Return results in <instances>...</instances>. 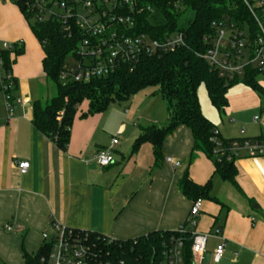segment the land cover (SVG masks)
Here are the masks:
<instances>
[{
    "label": "crops",
    "instance_id": "obj_1",
    "mask_svg": "<svg viewBox=\"0 0 264 264\" xmlns=\"http://www.w3.org/2000/svg\"><path fill=\"white\" fill-rule=\"evenodd\" d=\"M4 43H20L22 53L12 58L13 96L29 103L16 108L10 119L5 109L0 116V264H24L22 252L36 254L42 235L53 234L52 224L118 241L174 231L186 222L192 204L176 186L186 171L197 185L211 180L212 200L201 202L195 228L187 229L208 235L201 264L206 256L213 264H264V156L242 154L235 161L240 194L213 175V163L203 154L195 152L189 161L192 136L179 127L165 139L160 165L153 168L149 144L130 153L140 129L166 122V103L155 94L145 97L143 109L112 104L105 112L80 118L87 105L80 107L61 151L33 127L31 97L37 94L35 101L45 103L53 92L42 72L41 46L9 0H0ZM113 139V164L100 168L94 156ZM166 158L179 167L172 169ZM20 162L29 165L24 175L17 169ZM220 244L224 253L214 263L213 251Z\"/></svg>",
    "mask_w": 264,
    "mask_h": 264
},
{
    "label": "trees",
    "instance_id": "obj_2",
    "mask_svg": "<svg viewBox=\"0 0 264 264\" xmlns=\"http://www.w3.org/2000/svg\"><path fill=\"white\" fill-rule=\"evenodd\" d=\"M12 2L41 46L42 72L55 89V94L44 104L38 100L33 102L32 124L57 149L65 151L72 122L82 103H87V111L81 113L80 118L105 112L112 104L128 102L139 92L152 88L155 89L152 94L158 95L166 103L167 119L161 127L140 129L130 154L134 155L141 145L149 144L153 153V168H156L162 159L161 149L165 139L177 128L185 127L193 140L189 161L193 153L203 154L213 163V175L241 194L236 184V160L232 158L227 161L226 158L232 156L229 151L231 142L246 139L221 138L217 127L203 116L197 99V90L203 86L210 106L220 115L228 107L227 91L238 84L240 78L243 85L256 95L264 94L255 82L259 74L257 71L248 69L242 76L227 81L220 78L202 58L215 35L213 23H231L239 30L249 26L253 31V24L241 0H134V11L130 13L134 27L125 31L127 35L146 34L152 39H163L180 34L184 45L171 53L140 57L134 65L120 66L106 77L92 78L85 83L62 81L59 77L68 52L75 53L73 56L80 63L75 51L82 37L73 23H68L71 29L68 37L62 32V23L57 18L50 17L43 22L36 19L31 9L33 0ZM123 14H128L127 9ZM21 53L19 47L12 55H3L6 73L11 75L12 58ZM11 84L9 94L13 98L16 91L13 78ZM253 141L264 146V135ZM176 186L178 192L190 202L212 200L209 195L210 179L204 185H197L186 171ZM74 231L87 235V245L92 254L90 264H150L159 259L162 241L170 237L184 239L183 264H192L189 231L182 236L174 231L153 232L127 241L112 240L88 231ZM46 246L42 244L34 255L23 251L24 264H41L40 259L47 253Z\"/></svg>",
    "mask_w": 264,
    "mask_h": 264
},
{
    "label": "built area",
    "instance_id": "obj_3",
    "mask_svg": "<svg viewBox=\"0 0 264 264\" xmlns=\"http://www.w3.org/2000/svg\"><path fill=\"white\" fill-rule=\"evenodd\" d=\"M133 1L33 0L31 9L39 22L55 17L62 23V32L69 37L71 29L68 23L71 21L81 34L82 40L75 51L80 63L69 69L64 67L59 76L60 80L85 83L92 78L106 77L120 66L134 65L140 57L171 53L184 45L180 34L163 39H152L146 34L127 35L125 31L134 27L130 16L134 11ZM241 1L253 24V31L249 26L239 30L231 23H213L215 35L210 48L202 57L220 78L227 81L242 76L248 69L264 74V0ZM53 8L60 10V14L53 12ZM126 9L128 14H123ZM19 47L20 43L0 44V94L7 119L12 118L16 108L25 104L23 100L12 98L9 94L12 89V76L3 68V55H12ZM257 121L255 118L254 122ZM242 133L243 131L240 132ZM116 145L117 141L113 139L109 147L95 154L94 162L98 167L106 168L113 164V148ZM263 150L264 146L254 141H233L229 148L232 156L229 155L226 160H237L242 154L249 157L262 156ZM165 163L172 169L180 165L171 158H166ZM28 168L27 162L17 164L20 175H24ZM201 202H192L188 218L174 230L176 234L182 236L189 231L187 229L195 228ZM52 231L50 237L42 235L43 244L47 245V253L40 259L41 264H90L92 254L87 245L86 234L57 224H52ZM189 236L191 263L201 264L208 235L189 231ZM184 245L185 241L181 237H170L162 241L159 259L150 264H183ZM223 253L224 244H220L213 251V262L218 263Z\"/></svg>",
    "mask_w": 264,
    "mask_h": 264
},
{
    "label": "rangeland",
    "instance_id": "obj_4",
    "mask_svg": "<svg viewBox=\"0 0 264 264\" xmlns=\"http://www.w3.org/2000/svg\"><path fill=\"white\" fill-rule=\"evenodd\" d=\"M55 13L60 14V10L53 8L52 10ZM75 53L68 52L65 55L64 67L71 68L77 65V60L73 56ZM255 82L263 89L264 91V74H258L255 78ZM48 85L51 87L53 95L55 94V89L52 83L47 80ZM155 89L149 88L144 91L139 92L127 103H115L114 108L126 107L128 110L132 106L139 107L143 109L145 105V97L150 96ZM17 93L14 92V96ZM52 95V96H53ZM18 96V95H17ZM37 94L34 97H31V102L37 99ZM197 99L201 106L202 112L212 120V122L217 127V130L221 137L225 140L230 139H246L249 142H253V139L257 138L260 135H264V94L256 95L248 87L243 85L242 78L239 79L238 84L234 85L227 91V100L228 107L224 113L218 114L208 103L205 89L203 86H200L197 90ZM24 106L29 103L27 100ZM32 104L29 105V108H32ZM41 104H44L41 102ZM86 102L82 103L80 107H85ZM4 114V102L3 97L0 94V116ZM257 118V122H254V119ZM243 131L242 134L240 132ZM264 154V150H263ZM213 261V260H212ZM202 264H213L211 259L206 256L203 259ZM227 264V263H221Z\"/></svg>",
    "mask_w": 264,
    "mask_h": 264
},
{
    "label": "water",
    "instance_id": "obj_5",
    "mask_svg": "<svg viewBox=\"0 0 264 264\" xmlns=\"http://www.w3.org/2000/svg\"><path fill=\"white\" fill-rule=\"evenodd\" d=\"M253 208H256V207H253Z\"/></svg>",
    "mask_w": 264,
    "mask_h": 264
}]
</instances>
